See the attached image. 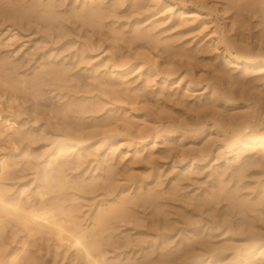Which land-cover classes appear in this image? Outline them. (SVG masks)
Listing matches in <instances>:
<instances>
[{"label":"rangeland","instance_id":"374dc122","mask_svg":"<svg viewBox=\"0 0 264 264\" xmlns=\"http://www.w3.org/2000/svg\"><path fill=\"white\" fill-rule=\"evenodd\" d=\"M0 24V264H89L32 211L101 264H264V0H0Z\"/></svg>","mask_w":264,"mask_h":264},{"label":"bare ground","instance_id":"6f19581e","mask_svg":"<svg viewBox=\"0 0 264 264\" xmlns=\"http://www.w3.org/2000/svg\"><path fill=\"white\" fill-rule=\"evenodd\" d=\"M1 25V24H0ZM19 29V28H18ZM7 30V29H6ZM16 34L17 33H12V32H10V34L6 37V39L4 40L5 42H6V45L7 44H11V43H13L14 42V44H15V40L17 39L16 38ZM1 41V40H0ZM4 41H2L3 43L2 44H5L4 43ZM12 45V44H11ZM4 46V45H3ZM13 46V45H12ZM8 47H10V46H8ZM2 50V49H1ZM31 50V49H30ZM15 53H17V52H15ZM19 55V54H18ZM17 56V55H16ZM4 74V73H3ZM9 76V75H8ZM9 80V79H8ZM6 81H7V79H6ZM18 84V83H17ZM9 85V84H8ZM3 87V86H2ZM5 87V86H4ZM10 87H11V85H10ZM14 88H16V87H14ZM11 94V93H10ZM3 96H5V95H3ZM14 96H15V94H14ZM13 96V97H14ZM15 100V99H14ZM9 104V103H8ZM13 104V103H12ZM14 105H16V103L14 104ZM8 106H10V105H8ZM18 108V107H17ZM14 109V108H13ZM15 116V115H14ZM2 119V118H1ZM6 121V120H5ZM9 122V121H8ZM1 123V122H0ZM10 123V122H9ZM8 123V124H9ZM4 124V123H3ZM6 124V123H5ZM13 124V123H12ZM10 125V124H9ZM9 125H7L6 127H5V129L3 128V129H0V135L2 134L3 136H4V134H5V132H8V131H5L6 129L7 130H14V128H12V126H9ZM13 126H14V124H13ZM2 127V126H1ZM9 131V132H10ZM15 132V131H14ZM4 133V134H3ZM18 133V132H17ZM12 135V133L10 134V136ZM15 135H16V132H15ZM14 135V136H15ZM9 136V135H8ZM2 137V136H1ZM17 137V136H16ZM8 138V137H7ZM6 138V141H9L8 139ZM263 141V140H262ZM262 141H261V143H262ZM11 143H13V142H11ZM14 144V143H13ZM5 157H3V159H1L0 158V170L1 171H7V170H9L10 168L8 167V162L4 159ZM2 190V189H1ZM22 195H23V193H22ZM1 196H3L2 194H1ZM1 196H0V201H2V198H1ZM7 197V196H6ZM3 198H4V196H3ZM5 202H6V199H5ZM8 203V202H7ZM11 203V202H10ZM13 203V202H12ZM19 203V202H18ZM1 204V203H0ZM3 204H4V201H3ZM9 204V203H8ZM5 205H7L6 203H5ZM10 205V204H9ZM8 205V206H9ZM7 206V207H8ZM23 206V205H22ZM1 208H2V206H1ZM10 208V207H9ZM14 208V207H13ZM17 209V208H16ZM4 210V209H3ZM50 210V209H49ZM15 211H18V210H15ZM26 212V211H25ZM30 212L31 211H29L28 213L30 214ZM34 211H32V217L34 218V220H33V223L36 225V226H38V227H46V228H48L49 230H51L52 232H54L55 233V235L57 236V237H59L60 239H61V241L63 242V241H65V242H67L68 243V241H69V239L70 238H74V240L72 241V242H69L70 244L69 245H71V247L73 248H76V250L78 251V253L79 254H81V255H83L84 256V258H85V261H87L89 264H101L100 262H101V260L99 261L98 260V258H97V256H95V255H93L94 253H95V251H93V250H96V249H93V250H91L90 249V247H91V245L94 243V242H92V244H90V247L87 245L88 244V242H85V240H87L86 238H85V240H84V237L86 236L82 231L80 232V233H83L82 234V236L81 237H77V235H75L76 234V232L74 233V231H77V230H72V233L70 232L71 230H69V232H70V234H69V236L67 235H65L64 233H65V229H64V227H63V225H62V222L60 223L59 221H56L55 220V218H54V215L53 216H51L48 212H46V213H44V212H42V213H39L40 211H36L37 213H33ZM52 212V211H51ZM11 213V212H10ZM21 213V212H20ZM28 213H27V216H28ZM8 214V213H7ZM24 214H26V213H24ZM11 215V214H10ZM30 216V217H31ZM56 217V216H55ZM24 219V218H23ZM30 221H31V219H30ZM25 224V223H24ZM61 224V225H60ZM65 225V224H64ZM37 228V227H36ZM68 229V228H67ZM33 231V230H32ZM35 231H37V230H35ZM47 231V230H46ZM44 232V231H43ZM51 232V233H52ZM79 232V231H78ZM66 233H67V231H66ZM68 234V233H67ZM75 235V236H74ZM79 235V234H78ZM54 237V236H53ZM89 238V237H88ZM71 239V240H72ZM60 241V240H59ZM87 243V244H86ZM98 245V244H97ZM92 246H95L94 244L92 245ZM99 246V245H98ZM97 246V247H98ZM94 248H96V247H94ZM72 250V249H71ZM93 253V254H92ZM78 254V255H79ZM102 256V255H101ZM102 258V257H101ZM100 258V259H101ZM103 261V260H102ZM104 263V262H103Z\"/></svg>","mask_w":264,"mask_h":264}]
</instances>
